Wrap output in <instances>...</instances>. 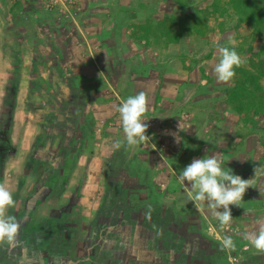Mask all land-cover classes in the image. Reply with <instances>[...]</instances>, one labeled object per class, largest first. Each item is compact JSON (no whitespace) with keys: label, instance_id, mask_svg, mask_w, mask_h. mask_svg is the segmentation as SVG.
<instances>
[{"label":"rangeland","instance_id":"374dc122","mask_svg":"<svg viewBox=\"0 0 264 264\" xmlns=\"http://www.w3.org/2000/svg\"><path fill=\"white\" fill-rule=\"evenodd\" d=\"M238 2L189 0L179 8L174 0H0V183L15 200L7 215L21 224L11 243L0 242V264H242L243 249L235 241L241 236L233 239L234 251L207 247L203 243L209 240L200 233L201 211L171 181L169 196L165 175L158 179L151 172L158 159L137 156L142 145L116 147L125 138L117 111L125 100L119 64L125 60L124 70H130L127 86L135 80L147 87L175 85L181 81L176 70L194 69L192 62L198 59L197 50L187 52L193 27L206 29L208 48L228 43L231 36L254 72L247 78L256 80L264 94V64L255 56L252 67L248 53L262 52L264 59L263 30L236 7ZM41 20L51 22L42 26L46 31L38 25ZM52 22L59 27H50ZM168 36L176 40L171 43L183 40L185 46L182 52V46L175 49L178 61L167 63ZM45 38L71 42L65 46L77 58L73 94L56 93L58 77L46 75L55 64L53 45L45 49L47 61L32 60ZM144 40L139 53L134 43ZM136 52L148 63L134 66ZM154 58L159 63L151 65ZM254 94L234 95L264 104ZM65 95L63 107L71 97L80 101L72 109L74 124L60 127L58 121L68 119L57 101ZM164 143L155 142L167 151ZM189 151H195L193 146ZM181 159L172 161L178 174L190 164ZM136 166L142 174L125 168ZM173 196L179 205L172 203Z\"/></svg>","mask_w":264,"mask_h":264},{"label":"crops","instance_id":"0c3cea01","mask_svg":"<svg viewBox=\"0 0 264 264\" xmlns=\"http://www.w3.org/2000/svg\"><path fill=\"white\" fill-rule=\"evenodd\" d=\"M50 23L47 20H41L38 22V25L40 28H43V25L49 26ZM53 23L50 27H59L58 22ZM43 29L42 31L47 30L45 27ZM195 31L200 33L191 34L195 33ZM188 34L190 42L187 44L189 47L187 48V52L190 51L191 53L193 50H197L198 59L192 62L194 69L189 66H183L176 70L179 73V77H181V81H178L175 85L170 86L169 83L166 85L164 83L147 87L141 86L138 84V80H135L134 86H127L125 83L131 78L130 70L129 72L124 70L127 67L125 60L119 64L117 70L121 82L119 91L123 97L125 96V100L129 96L136 95L141 91L145 92L148 97V111L144 114L143 119L150 126L146 132V135L150 139L144 143L145 145L139 144V146H142L140 150L136 151V155H150L151 158L155 157L153 158L154 160L158 159L155 161V170L151 172L155 173L158 179L160 175H165L169 191H167V194L169 196L172 192L170 190H173L171 189L172 184L170 181L173 182L174 189H181L185 193H188L190 190L186 185L187 181L182 183L179 179V174L175 172V166L172 161H179V158H182L181 162L185 164L186 162L191 163L189 162L190 158L221 155L226 161L224 165L226 170L230 168L233 173L240 175L242 178L250 179L253 187L247 189L243 201H241V206L230 205L233 218L229 225L222 226L211 215L206 203L199 208L201 211L199 220L204 223V227H201L200 233L204 238L209 240L207 241L208 243H205V241L203 243L207 247L210 245L219 247L220 241L224 236H231L233 239L234 237L241 236L243 240H235L239 249H243L240 255L242 257L241 263L264 264V252L258 251L243 238L245 233L258 231L259 226L264 224V114L249 107L247 103L245 104V102L236 100L234 94L239 93L240 89L241 91H252L246 86L248 85L247 83L244 86L249 88L248 90L243 87L235 89V80L227 82L226 85L219 83L212 70L218 60V49L217 46L207 47L208 34L206 29H203V32H201L193 27ZM61 38L63 39V37ZM42 42L44 48L37 47L39 54L38 52L34 54L35 57L32 56V60L42 59V61H47L48 52L46 50L49 49V46L53 45L52 49L57 53L54 58L55 64L48 67L46 75L50 76V78L58 77V79H55L56 82L54 84L56 93L62 95L66 93L73 94L71 78L78 70H76L77 58L74 55V51L70 47H67L71 42L68 43L65 39L61 41L56 39L49 41L46 38ZM143 42L145 43L146 40L141 41V45L134 43L135 50H138L137 52L139 53L144 48L142 46ZM65 43L69 45L65 46ZM219 45L225 46L228 43ZM183 46H185L183 40L170 42L164 50V53L169 54L166 62L168 63L169 59H177L178 61L175 49L180 47L179 50L182 52L184 51L182 50ZM65 48H69L70 53H65ZM156 50V48H153L154 52ZM137 52L134 53L136 61L134 62V66L148 63V58L139 53L137 54ZM248 53L251 55L249 51ZM189 60L188 58L185 61L186 64L189 63ZM149 63L156 65L159 62L154 58ZM129 65L132 66V63H129ZM245 67L253 71L251 67ZM165 68H167V65ZM165 72V74L162 72L161 76H166L168 71L165 70ZM156 73L160 75L159 72ZM138 77L139 75L136 76V78ZM41 88L42 90L45 89L44 86H41ZM66 96L68 95H65L64 99L63 96L58 97L61 101H57L59 102L57 104L58 109L62 113H66L68 119L64 123L59 120L58 124L60 127L65 126V124L70 126L74 124L72 121V109L80 101L77 96L73 95L74 97H71L70 104L63 107L64 100L68 99ZM55 130L56 134H58L59 129H54V132ZM71 134L72 131L66 137V141L69 140ZM109 139L110 137L107 136L104 140ZM159 141L165 142L163 145L167 149V151L165 150L166 152L162 150L160 145L155 144V142ZM180 142H182V148L180 147ZM191 142H196L192 145L195 150L194 152L189 151L192 148L190 146ZM257 167L258 173L255 175L254 169ZM125 168L134 174L143 173L142 170L138 169V166L132 167L133 169L130 167ZM169 200L165 199V202L168 203ZM176 200L177 198L173 196L172 203L174 201L175 203L173 204L179 205L180 203L176 202ZM183 228L186 227L184 226ZM182 230L184 231V229ZM186 230L191 232V229L187 228Z\"/></svg>","mask_w":264,"mask_h":264},{"label":"clouds","instance_id":"9594fccd","mask_svg":"<svg viewBox=\"0 0 264 264\" xmlns=\"http://www.w3.org/2000/svg\"><path fill=\"white\" fill-rule=\"evenodd\" d=\"M228 45H216L219 55L212 69L217 80L225 83L233 80L237 68L248 63V58L241 56L236 50V41L231 36L228 38ZM117 111L122 120L125 138L124 141H117L116 147L119 148L123 143L134 146L148 142L150 137L146 132L149 125L143 119L148 111L147 94L141 91L129 96L121 102ZM225 163L221 155L193 158L179 174L180 181H187L186 185L190 189L187 193L188 200L198 209L206 203L211 215L222 226L229 225L232 221L230 205L241 206L247 189L253 187L250 179L242 178L230 168L226 170ZM254 172L257 175L258 167ZM14 206L13 193L0 183V242L11 243L21 228L16 217L7 215V210ZM243 238L258 251L264 252V224L259 226L258 231L245 233ZM220 247L222 251H234L236 244L231 236H224Z\"/></svg>","mask_w":264,"mask_h":264},{"label":"trees","instance_id":"16d2710c","mask_svg":"<svg viewBox=\"0 0 264 264\" xmlns=\"http://www.w3.org/2000/svg\"><path fill=\"white\" fill-rule=\"evenodd\" d=\"M177 7L179 8H185L187 5H188V1L189 0H174ZM238 4L236 7H238V9L240 11H242L245 15H247L250 19V21H252L253 23H255L256 25L260 26L263 30V35H264V0H238ZM168 42H171V41H176L175 39L173 38H169L168 36V39H167ZM264 43H262V46L261 48L263 47ZM250 54H251V57H252V61L254 62V64H252V67H255V61H254V57L256 56L259 61H261L263 64H264V59L260 58V55L262 52H258V51H253V50H249ZM236 72L239 71L241 72L239 74V76L237 75L236 73V76L233 78V80L236 81V88L235 89H238V87H245L244 85H246V81L249 82L248 83V87H249V84H251V90L256 94H254L255 96H259L261 97V99L264 101V94L262 93V88L257 84L256 80H252V83L251 81L247 78V77H251L254 72L251 71V69L249 68H245V69H242V68H237L235 70ZM258 72H262V70H257ZM242 75V76H241ZM256 76V75H255ZM246 78V79H244ZM244 79V80H243ZM255 79V78H254ZM245 83V84H244ZM247 88V90L249 89ZM251 91V92H252ZM249 92V91H247ZM242 91L240 89V92L238 94H241ZM260 99H258V101L255 100V103H254V100H249L247 102H245V104L247 103V105H250L251 108H254L256 111H261L263 114H264V104L262 102L259 101ZM241 101V100H240ZM243 102V101H241Z\"/></svg>","mask_w":264,"mask_h":264}]
</instances>
